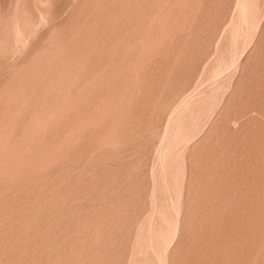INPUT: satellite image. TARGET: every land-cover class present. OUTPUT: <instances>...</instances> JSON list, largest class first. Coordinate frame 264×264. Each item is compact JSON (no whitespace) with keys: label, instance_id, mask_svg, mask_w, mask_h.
Segmentation results:
<instances>
[{"label":"rangeland","instance_id":"1","mask_svg":"<svg viewBox=\"0 0 264 264\" xmlns=\"http://www.w3.org/2000/svg\"><path fill=\"white\" fill-rule=\"evenodd\" d=\"M0 264H264V0H0Z\"/></svg>","mask_w":264,"mask_h":264}]
</instances>
